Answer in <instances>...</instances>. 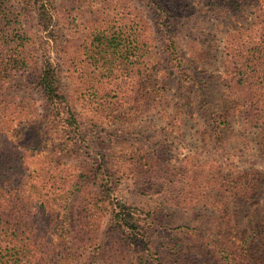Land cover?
I'll return each instance as SVG.
<instances>
[{
	"label": "rangeland",
	"instance_id": "rangeland-1",
	"mask_svg": "<svg viewBox=\"0 0 264 264\" xmlns=\"http://www.w3.org/2000/svg\"><path fill=\"white\" fill-rule=\"evenodd\" d=\"M243 4L245 7L237 14L216 8L204 9L200 13L202 20L197 18L193 30L182 29L179 41L186 56L195 54L196 50L200 52L201 59H197L194 69L208 82L211 101L221 98L226 106L230 124L221 137L208 132L203 111L192 104V100L187 101V107H181V83L171 74L173 70L165 58L157 74L164 86L161 101L151 99L132 119L97 121L84 116L82 105L91 98L94 85L101 92L110 89L105 81L97 84L91 74L94 71L88 55L92 48L91 34L107 25L130 27L133 24L130 14L136 11L141 23L149 25L145 29H152V46L162 56V33L156 27L158 14L146 3L141 0H50L54 42L45 38L46 32L42 33L37 15L25 11L26 28L34 44L46 40L60 73L61 90L83 115V129L89 134L92 149L95 153L109 155L114 170L124 166L127 175L117 186L121 195L132 204L157 211L158 220L152 231L157 257L148 262L142 253L123 243L117 244L114 237L117 235H105V218L92 215L96 221L92 222L90 235L99 238V245L108 250L119 247L116 261L123 264H230L233 259L234 264H264V243L254 235L258 232L264 237V123L253 124L243 114L241 105L247 101L246 91L241 85L232 90L223 65L227 32L241 27L250 29L257 24L264 27V0H243ZM185 6L191 11L197 7ZM139 34L141 39H146L145 31ZM191 45L195 47L193 50L189 49ZM258 61L259 67L251 71H257L264 87L263 54L258 56ZM27 97L36 100L40 109L38 115H43V101L35 92L16 88L2 92L6 103H25ZM6 123L12 126L13 147L30 151L28 143L37 137V131L30 128L31 123L11 114L7 115ZM43 137L39 152L34 150L31 154L39 168L49 166L53 158L60 157L63 159L60 168L72 178L74 167L98 159L99 154L88 149H66L67 139L53 126L46 128ZM136 151L143 157L136 160L137 164L131 160ZM114 182H117L115 177ZM77 196V201L74 197L69 200L70 219L74 214L76 221H85L83 196ZM223 250L233 258L225 259Z\"/></svg>",
	"mask_w": 264,
	"mask_h": 264
},
{
	"label": "trees",
	"instance_id": "trees-1",
	"mask_svg": "<svg viewBox=\"0 0 264 264\" xmlns=\"http://www.w3.org/2000/svg\"><path fill=\"white\" fill-rule=\"evenodd\" d=\"M141 1L158 14L156 27L162 33V56L152 46V29H145L149 25L141 23L136 11L130 14L133 18L130 27L107 25L91 34L92 48L88 53L93 62L91 74L97 84L105 81L110 89L101 92L94 85L91 98L82 105L84 116L97 121L132 119L151 99L161 101L164 86L157 74L165 58L173 70L171 74L181 83V107H187V101L192 100V104L202 109L208 132L216 137L224 136L230 124L226 106L221 98L211 101L208 82L194 69L197 59H201L200 52L196 50L195 54L186 56L179 41L181 30H193L194 22L202 20L200 13L204 9L237 14L245 7L243 0ZM186 4L197 7L187 10ZM27 10L37 15L42 33L46 32L45 38L55 41L50 0H22L21 3L0 0V264H123L115 260L119 257V247L108 250L99 245V238L90 235L92 222L96 221L92 215L105 218V235H117L114 236L117 244L123 243L142 253L147 262L155 260L152 231L158 220L157 211L132 204L121 195L117 186L127 175L124 166L114 170L109 155L92 149L89 134L83 129V115L61 90L60 73L52 61L48 43L44 40L34 44L26 28ZM142 30L147 33L145 40L139 34ZM224 39L227 40L223 62L226 78L232 90L241 85L246 91L247 101L241 107L249 122L262 124L264 87L257 71L251 70L259 67L258 56H264V27L257 24L250 29L236 28L227 32ZM14 88L38 94L43 101V115H38L40 109L32 97H27L25 103H6L2 92ZM8 114L21 116L37 131V137L28 143L30 151L13 147L12 126L6 123ZM49 125L67 139L66 149L91 150L99 154L97 161H84L74 167L72 178L60 168L63 160L60 157L53 158L49 166L39 168L31 154L34 150L39 152ZM137 159L140 161L143 157L136 151L131 160L137 164ZM77 195L83 196L85 221H76L74 214L70 219L69 200L74 197L77 201ZM254 235L264 243L261 234ZM223 252L225 259L233 258L229 252ZM233 262L232 259L230 264Z\"/></svg>",
	"mask_w": 264,
	"mask_h": 264
}]
</instances>
